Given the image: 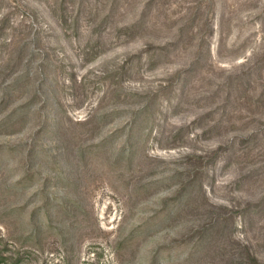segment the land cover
Listing matches in <instances>:
<instances>
[{"label": "rangeland", "instance_id": "rangeland-1", "mask_svg": "<svg viewBox=\"0 0 264 264\" xmlns=\"http://www.w3.org/2000/svg\"><path fill=\"white\" fill-rule=\"evenodd\" d=\"M0 264H264V0H0Z\"/></svg>", "mask_w": 264, "mask_h": 264}]
</instances>
